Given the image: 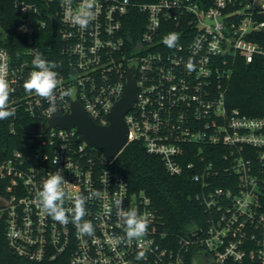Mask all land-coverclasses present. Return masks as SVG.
<instances>
[{"label":"built area","instance_id":"obj_1","mask_svg":"<svg viewBox=\"0 0 264 264\" xmlns=\"http://www.w3.org/2000/svg\"><path fill=\"white\" fill-rule=\"evenodd\" d=\"M46 1L59 26L55 107L24 89L37 70L36 47L17 60L0 46V74L9 85L8 107L15 109L10 133L19 141L11 150L0 144V197L6 201L0 220L13 252L36 264H264V118L227 103L238 63L264 58V0H97L86 29L65 16L82 0ZM19 5L23 13L37 12L32 4ZM35 26L27 20L17 27L30 45ZM172 32L180 39L169 48L163 40ZM131 73L138 98L124 116L129 143L159 157L171 176L188 174L200 186L195 199L207 222L192 232L201 231L196 239L179 238L175 248L167 244L150 197L132 191L111 168L114 161L76 128L49 127L50 116L70 113L73 101L97 124L108 125ZM65 90L71 95L61 98ZM58 169L67 181L64 207L72 209L73 198L85 196L93 235L42 210L37 193ZM94 191L101 197H92ZM117 199L125 210L148 216L145 236L127 239Z\"/></svg>","mask_w":264,"mask_h":264},{"label":"trees","instance_id":"obj_2","mask_svg":"<svg viewBox=\"0 0 264 264\" xmlns=\"http://www.w3.org/2000/svg\"><path fill=\"white\" fill-rule=\"evenodd\" d=\"M18 3L32 4L37 12L30 10L23 13ZM54 12V6L46 0H0V46L7 48L17 60L21 59L25 49L34 46L47 61L57 63L60 57L59 43L51 31ZM260 19L264 20V16ZM27 20H32L36 25L32 45L27 36L17 32V27ZM261 37L264 39V32ZM227 103L231 109H237L243 115L264 118V58L253 63H238L228 88ZM12 118L0 120V144L8 150L19 145V141L10 133ZM111 166L115 173L128 182L132 191L143 192L150 197L156 216L160 219L159 224L167 234L168 246L175 248L179 238H188L193 231L204 228L206 214L201 203L195 199L200 186L188 174L171 176L162 160L148 154L143 145L136 141L129 143ZM217 185L224 184L219 182ZM3 186L4 183L0 181V191ZM261 209L264 213V192ZM5 232V222L0 220V264H36L13 252Z\"/></svg>","mask_w":264,"mask_h":264},{"label":"clouds","instance_id":"obj_3","mask_svg":"<svg viewBox=\"0 0 264 264\" xmlns=\"http://www.w3.org/2000/svg\"><path fill=\"white\" fill-rule=\"evenodd\" d=\"M70 5L71 0H68ZM97 0H82L77 9L73 10L70 6L66 8L65 16L69 23L86 29L88 25L95 19V7ZM22 31L25 29H21ZM180 36L176 32L169 33L164 37V44L173 48L176 46ZM32 64L37 70L32 71L24 82V89L28 93L34 92L40 98L45 99L49 104L55 107L57 103V87L59 84L58 73L54 71L58 65L55 62L47 61L42 53L34 50ZM189 69L192 64H188ZM71 95L70 90L62 91L63 96ZM9 101V85L3 74H0V120L8 119L15 115V109L8 107ZM67 181L58 169L55 173L50 174L42 183L41 190L37 193V199L42 210L46 215L50 216L54 221L61 224L71 222L82 235H93L94 226L91 221L86 220L88 214L86 209L87 198L83 195H76L73 198V208L66 209L64 207V199L66 196L64 185ZM101 192L94 191L92 197L100 198ZM123 201L117 199L115 206L117 215L126 226V237L129 241L139 239L147 234L149 219L147 215L138 214L135 209L125 210ZM71 213V217L69 216ZM144 253L138 254L137 259H143Z\"/></svg>","mask_w":264,"mask_h":264},{"label":"water","instance_id":"obj_4","mask_svg":"<svg viewBox=\"0 0 264 264\" xmlns=\"http://www.w3.org/2000/svg\"><path fill=\"white\" fill-rule=\"evenodd\" d=\"M52 36H57L58 22L56 18L51 20ZM128 84L122 98L116 102L109 115L108 125H99L88 115L87 111L79 101H73L71 112L68 114L54 113L49 118V127L63 129L76 128L83 136L85 142L97 148L111 163L129 144V126L124 118L135 104L137 97V84L134 74H130ZM6 201L0 197V206ZM190 234L193 239L200 234Z\"/></svg>","mask_w":264,"mask_h":264},{"label":"rangeland","instance_id":"obj_5","mask_svg":"<svg viewBox=\"0 0 264 264\" xmlns=\"http://www.w3.org/2000/svg\"><path fill=\"white\" fill-rule=\"evenodd\" d=\"M31 38H32V40L34 41V36L33 35H31ZM40 38H38V40H39Z\"/></svg>","mask_w":264,"mask_h":264}]
</instances>
